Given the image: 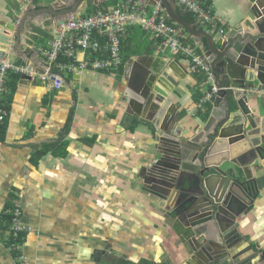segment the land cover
Returning a JSON list of instances; mask_svg holds the SVG:
<instances>
[{"label":"crops","instance_id":"0c3cea01","mask_svg":"<svg viewBox=\"0 0 264 264\" xmlns=\"http://www.w3.org/2000/svg\"><path fill=\"white\" fill-rule=\"evenodd\" d=\"M54 1L0 0V27L7 28L10 36L0 41V56L6 53L16 64L42 72L44 60L38 49L54 37L56 21L41 7ZM211 1L217 26L200 24L191 14L195 28L217 39L232 29H247L248 12L256 0ZM104 5L105 0H98L78 14L111 6L103 10ZM14 12L20 18L30 14L18 39L13 35L18 25ZM144 32L138 25L126 28L121 38L122 64L116 70L62 73L64 84L59 88L38 78L33 84V77L8 74V91L0 97L7 109L5 136L0 141V264H206L204 254L194 258L189 222L181 217L180 201L176 203L181 195L169 202L170 188L155 179L162 170L155 174L147 170L160 150H176L173 139L201 136L218 122L221 113L214 111V96L199 106L204 93L216 86V78L207 80L204 70L191 69L190 57L164 49L160 39ZM184 33L196 52L204 55L207 39ZM143 43L150 46L148 51ZM127 63H135L134 75L144 68L153 75L159 70L165 74L158 75L155 83L175 104L177 116L166 122L170 134H157L154 114L131 106L139 94L130 87ZM261 94L262 103L253 99L258 106L251 108L255 115L247 119L258 116L251 127V147L264 150V87ZM61 138L68 141L67 153L47 152L33 159L46 144ZM261 156L239 160L250 169L259 192L248 205L234 201L233 211L212 219L218 237L221 228L234 222L230 228L237 238L230 250L219 242L221 249L214 252L211 264H229L232 254L236 260L245 258V264H264V153ZM16 209L25 230L19 232L22 242L13 249L10 227ZM13 250L19 252L18 260Z\"/></svg>","mask_w":264,"mask_h":264},{"label":"water","instance_id":"95a60500","mask_svg":"<svg viewBox=\"0 0 264 264\" xmlns=\"http://www.w3.org/2000/svg\"><path fill=\"white\" fill-rule=\"evenodd\" d=\"M61 1L56 0L41 9L58 21L66 19L68 15L76 17V11L87 6L92 0H65L59 6ZM147 1L162 4L168 18L183 28L190 37L193 36L198 40L203 37L207 39V50L204 55L216 78L215 85L218 92L214 94L212 104L213 108H216L214 111L221 113L216 116L218 122L209 132H203L201 136L197 133L195 136L189 137V142L173 140L174 146L177 144L179 147V153L171 149L170 151L177 154L176 156L173 153L161 154L147 171H154L155 174L158 173V169H161L162 172L155 174V177L158 178L161 186H171L173 185L169 180L173 179L170 174L171 165L166 160H172L178 165H189V178L186 179L189 182L187 183L182 178L176 185L183 186L181 192H178L182 195L180 213L181 217L189 222V239L194 238L192 239L195 245L194 258L199 259L204 254L207 258L206 264H211L214 260V252L221 249L218 243L222 242L224 250L225 248L230 250L234 245V237L237 238L230 228L235 224L234 222L224 229L221 228L220 234L222 235L218 237L216 222L212 219L219 218L221 213L233 211L230 205L234 201L248 205V202L256 198L259 192L257 182L251 176L250 169L239 163V160L250 157V161L256 157V154L261 156L264 153L260 146L251 147L253 141L251 134L254 131L251 127L258 116L247 119L248 115H255L252 109L254 106H258L253 99H258L262 103L264 0H256L252 5L246 20L248 22L247 29H232L231 34L223 33L222 37L218 39L184 20L177 12L174 0ZM13 15L14 19L18 21L13 35L18 39L21 37L20 33L30 14H24L21 18L17 17L15 12ZM9 37L7 28L0 27V41L8 40ZM134 67L135 63H127L125 70L130 71L128 80L131 89L136 91L134 94H140L142 99L130 101L131 106L134 104L138 106V109H147L155 114L158 120L155 123V128L165 130L166 134H170V129H168L170 127L165 123L167 115L162 109L163 101L158 97L163 90L160 87H155L153 81L150 83L146 81L149 71L141 69L139 73L133 75ZM22 78L32 79L28 75H23ZM36 82L37 76H34L33 84ZM255 83H257L256 86H254ZM151 91L154 92L152 100L149 97ZM162 119H164V123L160 128L159 124ZM249 154H253V157L248 156ZM166 172L169 173L166 174ZM185 183H187L186 188H184ZM218 224L220 225V223ZM230 243H232L231 247ZM193 247L191 246V248ZM236 258L237 255L232 254L229 264H245V258L240 260H236Z\"/></svg>","mask_w":264,"mask_h":264},{"label":"built area","instance_id":"2783aa9c","mask_svg":"<svg viewBox=\"0 0 264 264\" xmlns=\"http://www.w3.org/2000/svg\"><path fill=\"white\" fill-rule=\"evenodd\" d=\"M175 1L185 12L191 13L198 23L210 27L217 26L211 0ZM139 4V1L126 0L125 5L120 6L108 16L98 13L95 16L78 20L56 21L53 28L54 37L46 46L38 49L39 55L44 60L42 72H38V68L35 66L16 64L6 53L1 55L0 97L8 91L6 82L10 72L30 77L37 76L42 82L49 83L50 87L59 88L64 84L62 73H68L71 68V65L68 64L70 60L72 63H77L79 60L75 66L79 69L92 65L108 71L115 70L119 67L121 60L119 37L123 25L127 21L134 22L148 30L152 37L161 40L162 45L175 51L183 50L189 53L191 69L193 71L204 70L207 73V80H212L214 74L207 58L196 52L194 44L188 43L189 37L185 36L184 30L178 25L168 24L166 16L159 6L147 14ZM95 31L99 37L103 36L105 40L93 39L92 34ZM216 92H218L216 86H213L211 91L205 92L199 106L203 107L202 104L210 100ZM6 116L7 109L0 102V123ZM24 230L25 227L20 223V212L16 209L12 217L10 235L15 239L19 232ZM16 244H11L13 249H17Z\"/></svg>","mask_w":264,"mask_h":264},{"label":"bare ground","instance_id":"6f19581e","mask_svg":"<svg viewBox=\"0 0 264 264\" xmlns=\"http://www.w3.org/2000/svg\"><path fill=\"white\" fill-rule=\"evenodd\" d=\"M98 0H92V1H89V4H91V3H94V2H97ZM125 1L126 0H118V2L116 3V4H114V5H111L106 11H97V12H95V13H93V14H90V15H81V14H78V11L80 10V9H78L77 11H76V17H73L72 15H68L67 16V18L66 19H72V20H78V19H83V18H86V17H91V16H95V15H97L98 13H102L103 15H106V16H108V15H110L111 13H113L115 10H117L120 6L122 7V5H125ZM131 1H139L140 2V4H139V6H141V8H143L145 11H146V13L147 14H150L154 9H155V7H157V6H159L160 8H161V11H162V13L163 14H165V16H166V21H167V23L168 24H171V23H169L168 22V19H167V13H165L164 12V10H163V8H164V6L162 5V4H160V3H149L147 0H131ZM174 2H175V4H176V7H177V10H178V8H180V9H182L180 6H178V4L176 3V1L174 0ZM88 4V5H89ZM88 5L87 6H85V7H88ZM85 7H82V8H85ZM81 8V9H82ZM165 9V8H164ZM183 10V9H182ZM178 12V11H177ZM140 17V16H139ZM171 25H174V24H171ZM128 26H137V24H135L134 22H126V23H124V25H123V28H122V32H121V35H120V37H119V48H120V63H119V66L122 64V56H121V38H122V36H123V34H124V32H125V30H126V28L128 27ZM138 27H140V26H138ZM141 28V27H140ZM143 31H146V32H149L148 30H145V29H143V28H141ZM150 33V32H149ZM92 37H93V39L95 38V39H98V40H105V38L103 37V36H98L97 35V32L95 31L93 34H92ZM156 39H158V38H156ZM168 48V50L170 51V52H180V53H182L183 55H185L186 57H188L189 58V53H186V52H184L183 50H177V51H175V50H172V49H170L169 47H167ZM80 58V57H79ZM78 62H79V60H77ZM77 62V63H78ZM77 63H72V61L70 60L69 61V65H71V68H70V70H69V72L68 73H75V72H80V71H83V70H85V69H93V70H105V69H103V68H100V67H94V66H92V65H87L86 67H84L83 69H79V68H75V66H76V64ZM145 69V68H144ZM152 69L154 70V68L152 67ZM145 70H147V71H149V73L146 75V81L148 82V83H150V82H152L153 81V85L155 86V87H159L158 86V84L157 83H155V78L158 76V75H160L161 74V76L163 77V76H165V74L164 73H162V72H160V70L157 72V73H155L154 75H153V73H151V71L150 70H148V69H145ZM106 71V70H105ZM155 71V70H154ZM134 75V74H133ZM131 77V76H130ZM150 78H152V79H150ZM130 87H131V85H130ZM162 89V88H161ZM163 90V89H162ZM149 97L151 98V100H152V97H154V92L153 91H151L150 92V95H149ZM162 101H163V105H162V109H163V111L166 113V115H167V120L168 119H173L175 116H177L175 113H176V109H175V104H171V101H170V99H169V97H168V93L167 92H165L164 90H163V92L162 93H160V96H158ZM138 98H140V99H142V97L140 96V94H139V96L137 97V99ZM175 114V115H174ZM154 116V118H153V120H152V123L154 124V129L155 130H157L156 128H155V123H157L158 122V120L156 119V115L154 114L153 115ZM165 118V117H164ZM167 121H165V123H166ZM160 123V122H159ZM163 123H164V119H162V121H161V124H159V127L161 128V126L163 125ZM167 126V125H166ZM154 130V131H155ZM158 132H157V134L159 133L160 135L161 134H163V132L165 131V130H162V129H159V130H157ZM179 136H181L180 138H178V139H173V140H178V142H181V141H183V140H185L186 142H189V138L188 137H183L182 135H179ZM171 146L172 147H174V148H176V150H174L175 152L176 151H178L177 153H179V147H178V145L176 144V146H174V144L172 143L171 144ZM159 156H158V158L161 156V154H168V153H172L171 151H167L166 149H163L162 151L160 150L159 151ZM173 155L174 156H176L177 154H175V153H173ZM170 165H171V172H170V174H171V176H172V178L173 179H169V180H171L172 181V183H173V185H171V186H169V185H164L165 187H167L168 189L170 188V194H169V202H174V200L176 199L177 200V198H178V196L179 195H181L180 193H178V192H181V190H182V187L183 186H181V187H179V186H176L177 185V183L183 178V180L185 181L186 179H188V178H184V175H189V165H178L177 163H174L172 160H166ZM186 161H187V159H186ZM169 169V168H168ZM169 172H166V174H168ZM155 179H156V182L157 183H159L160 184V182H159V180H158V178L157 177H155ZM166 188V190H168ZM184 188H186V187H184ZM175 197V198H174ZM181 198H182V195L180 196V198L178 199V201L176 202V203H178L179 201H181ZM175 200V201H176Z\"/></svg>","mask_w":264,"mask_h":264},{"label":"trees","instance_id":"16d2710c","mask_svg":"<svg viewBox=\"0 0 264 264\" xmlns=\"http://www.w3.org/2000/svg\"><path fill=\"white\" fill-rule=\"evenodd\" d=\"M105 2H106V5H104L103 7H102V9L103 10H106L107 8H108V6H110V5H114V4H116L117 2H118V0H105ZM178 11V13L182 16V18L184 19V20H186L187 22H189V23H194V18H193V16L191 15V13H189V12H184V11H182V9H178L177 10ZM168 22L169 23H171V24H173L170 20H168ZM174 25H176V24H174ZM188 42H190L191 44H194L191 40H188ZM164 46V45H163ZM121 47H122V45H121ZM17 77H18V75H16ZM69 124H70V119L68 120V122H67V127H66V129H68V127H69ZM0 141H2L3 139H4V136H5V121H3V122H1L0 123ZM58 144V145H57ZM67 144H68V141L67 140H64V139H62L61 138V140L60 141H58V142H55V143H52V144H46L45 146H44V148H42L41 150H39L38 152H36L35 154H33V159H39L41 156H43L44 154H46L47 152H51L52 154H59V153H61L60 155H64L65 153H67V151H66V146H67ZM57 150H60V152L59 151H57ZM38 157V158H37ZM32 159V160H33ZM10 215H11V212H9L8 213V217H7V215H6V217L7 218H10ZM9 225H10V222H9ZM8 225V226H9ZM21 235V234H20ZM17 236L15 239L12 237L11 238V243L13 244V243H17V242H22V236ZM14 251V250H13ZM14 253H15V256H16V258H17V260L19 259V257H20V255L18 256V255H16V254H18L19 252L18 251H14Z\"/></svg>","mask_w":264,"mask_h":264},{"label":"rangeland","instance_id":"374dc122","mask_svg":"<svg viewBox=\"0 0 264 264\" xmlns=\"http://www.w3.org/2000/svg\"><path fill=\"white\" fill-rule=\"evenodd\" d=\"M144 32V31H143ZM145 33V32H144ZM136 44L137 45H141V41H139L138 39L136 40ZM160 46L161 47H163L164 49H165V47L162 45V44H160ZM133 48V46L131 45V44H129V45H127V49L128 50H131ZM143 48L145 49V50H147L148 51V49L150 48V46H147V44H144L143 43ZM149 51H151V50H149ZM153 52V51H152ZM156 52V50H154V53ZM253 103V102H252Z\"/></svg>","mask_w":264,"mask_h":264},{"label":"clouds","instance_id":"9594fccd","mask_svg":"<svg viewBox=\"0 0 264 264\" xmlns=\"http://www.w3.org/2000/svg\"><path fill=\"white\" fill-rule=\"evenodd\" d=\"M116 69H117V68H116ZM116 69H115V70H116ZM113 71H114V70H113Z\"/></svg>","mask_w":264,"mask_h":264}]
</instances>
